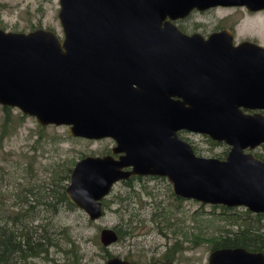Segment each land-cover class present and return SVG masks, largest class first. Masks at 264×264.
<instances>
[{
    "label": "water",
    "instance_id": "95a60500",
    "mask_svg": "<svg viewBox=\"0 0 264 264\" xmlns=\"http://www.w3.org/2000/svg\"><path fill=\"white\" fill-rule=\"evenodd\" d=\"M217 6L264 10V0H58L61 35L0 29V106L68 135L112 139L102 156L76 160L64 195L89 220L118 181L164 177L174 196L264 214V46L233 45L227 29L183 33L175 21ZM186 130L229 146L224 159L196 155ZM113 154H118L113 158ZM102 247L117 240L101 228ZM104 264H133L112 256ZM206 264H264L261 252L210 250Z\"/></svg>",
    "mask_w": 264,
    "mask_h": 264
},
{
    "label": "rangeland",
    "instance_id": "374dc122",
    "mask_svg": "<svg viewBox=\"0 0 264 264\" xmlns=\"http://www.w3.org/2000/svg\"><path fill=\"white\" fill-rule=\"evenodd\" d=\"M57 11L58 0H0V29L27 32L41 27L60 36ZM175 24L186 32L205 35L227 29L233 43L249 40L264 46V10L249 12L244 7L217 6L194 10ZM8 109L13 117H23L15 131L3 140L0 152L5 160L0 161L5 168L3 174L11 175L0 180V198L5 205L15 202L10 193L15 183L27 181L32 186H46L52 179L62 178L65 169H71L79 158L106 154L113 145L109 138L72 137L66 126H39L33 117L21 114L17 108ZM3 115L0 106V121ZM180 137L194 146L197 155L211 156L222 150V146L209 144L199 134L180 133ZM67 181L61 179L60 183L66 186ZM104 200L107 207L102 206V214L95 220H88L81 210L68 209L62 202L54 212L38 206L29 231L41 234L43 231L38 226L44 224L47 233L62 248L69 235L78 247L80 264H104L108 255L131 260L134 264H206L209 240L235 231L236 224L228 220L231 215L245 216L241 208L225 209L176 197L169 182L159 176H138L129 184L117 182ZM252 224L264 234L263 215ZM62 228H66V235L61 233ZM101 228H120L126 235L122 241L105 247L107 256L99 248ZM173 243L177 249L171 253ZM47 249V257L42 254L27 258L23 264H65L61 251L54 246Z\"/></svg>",
    "mask_w": 264,
    "mask_h": 264
},
{
    "label": "trees",
    "instance_id": "16d2710c",
    "mask_svg": "<svg viewBox=\"0 0 264 264\" xmlns=\"http://www.w3.org/2000/svg\"><path fill=\"white\" fill-rule=\"evenodd\" d=\"M4 115L0 121V152L2 150L3 140L10 136L20 124L22 115L13 117L8 112V106H1ZM0 161H5L0 157ZM30 167V166H29ZM5 168L0 165V180L2 177L10 178V174H3ZM70 169L66 168L62 178L52 179L47 185L32 186L27 181L17 182L12 185L11 195L14 203L10 206L5 205L0 198V264H23L27 258L38 257L40 255L47 257V248L49 246L56 247L61 251L65 258V264H80V254L78 247L69 235H66V228H62L61 233L66 235V243L63 248L58 244L55 238H52L46 230L44 224H39L43 231L41 234H35L34 231H29V225L34 220V209L38 206L44 207L48 211H56L57 205L62 202L68 209H73L74 206L67 200L64 195L65 185L60 183L61 179L67 180ZM6 173V172H5ZM65 177V178H64ZM131 179V178H130ZM123 180L122 182L129 184L131 180ZM60 180V181H59ZM33 188H35L33 190ZM105 197L101 200V206H106ZM224 208L223 206H220ZM228 209V208H226ZM47 211V212H48ZM245 216L228 218L230 223L236 224L235 231H230L224 236H218L209 240L210 250L221 247H244L251 250L264 249V234L258 228H252L251 224L258 221L254 218L250 221L252 216ZM89 220V219H88ZM245 221L243 223H240ZM118 237L117 241H122L126 238L124 230L120 228H112ZM35 235V237H34ZM108 255L105 247H99ZM177 246L173 243V248L169 252L176 251ZM110 256L108 255V258ZM166 255H164V258ZM125 259V258H124ZM131 261V260H128ZM132 262V261H131ZM134 263V262H133Z\"/></svg>",
    "mask_w": 264,
    "mask_h": 264
},
{
    "label": "flooded vegetation",
    "instance_id": "af4514ba",
    "mask_svg": "<svg viewBox=\"0 0 264 264\" xmlns=\"http://www.w3.org/2000/svg\"><path fill=\"white\" fill-rule=\"evenodd\" d=\"M215 8V7H214ZM188 16V15H187ZM187 16H185V17H187ZM184 17V18H185ZM183 19V18H182ZM182 19H178V20H182ZM177 20V21H178ZM178 27V26H177ZM179 28V30H181L183 33H186V34H191V33H194V32H196V31H192V32H186L185 30H183V28H180V27H178ZM218 30H221V29H217V30H213V31H218ZM213 31H210L209 33H211V32H213ZM197 33H200V32H197ZM208 33V34H209ZM201 35H203L204 37H206L208 34H203V33H200ZM249 41V40H248ZM255 43V42H254ZM236 44H238V43H233V45H236ZM257 44V43H256ZM241 112L244 114V115H249V116H252V115H254V116H260V117H264V109H244V108H241ZM180 133H186V134H198V133H194V132H190V131H186V130H179V131H177L176 132V134H177V136L179 137V138H181L180 137ZM199 135H202V134H199ZM202 136H204L205 137V139H206V141L209 143V144H212V145H216V146H222V150L220 151V152H215L214 154H212L211 156H204V157H214V158H217V159H224V157L226 156V154H227V152H228V150H229V146L226 144V143H224L223 141H217V140H214V139H211V138H209L208 136H206V135H202ZM181 139H183V138H181ZM112 140V139H111ZM183 140H185V141H187L186 139H183ZM112 142H113V140H112ZM188 142V141H187ZM189 144H190V146H191V148H192V150H193V152L195 153V149H194V146L190 143V142H188ZM113 145H114V142H113ZM112 145V146H113ZM111 146V147H112ZM110 147V148H111ZM109 148V149H110ZM243 152H247V153H251L255 158H257V159H260L261 157H262V155L264 154V150H263V148H262V144H258V145H256L255 147H253V148H245V149H243ZM108 153H109V150H108ZM107 154V153H106ZM196 154V153H195ZM103 155H105V154H103ZM197 155V154H196ZM100 156H102V155H100ZM113 156V158H117V156H118V154H113L112 155ZM199 156H201V155H199ZM137 177H131V181L132 180H134V179H136ZM129 179H127V180H129ZM123 181V180H122ZM122 181H118V182H122ZM117 183V182H116ZM225 209H226V207H224ZM236 208H241V209H243L242 211L243 212H247V215H249L252 219L251 220H253V218H258V217H260V216H264V214L263 213H260V212H258V213H255V212H251V211H249V210H247L245 207H242V206H237V207H232V209H236ZM231 209V208H230ZM243 214V213H242ZM250 220V221H251ZM255 223V222H254ZM115 227H117V226H115ZM251 227L252 228H256V225H253V224H251ZM258 228V227H257ZM115 231V230H114ZM116 233V232H115ZM117 240H118V237H117ZM116 240V242L115 243H118L119 241H117ZM240 247V246H239ZM225 248H230V247H225ZM231 248H233V247H231ZM241 248H244V247H241ZM244 249H246V248H244ZM247 251H249V252H261V253H263V255H264V249H260V250H249V249H246ZM118 257V256H117ZM128 260V259H127ZM131 262V261H130ZM133 263V262H132ZM134 264V263H133Z\"/></svg>",
    "mask_w": 264,
    "mask_h": 264
}]
</instances>
